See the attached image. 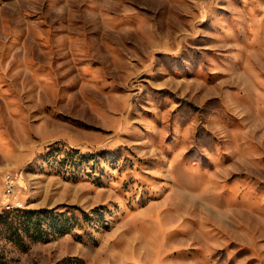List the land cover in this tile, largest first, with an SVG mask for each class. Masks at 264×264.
Returning <instances> with one entry per match:
<instances>
[{
  "label": "rangeland",
  "instance_id": "rangeland-1",
  "mask_svg": "<svg viewBox=\"0 0 264 264\" xmlns=\"http://www.w3.org/2000/svg\"><path fill=\"white\" fill-rule=\"evenodd\" d=\"M0 264H264V0H0Z\"/></svg>",
  "mask_w": 264,
  "mask_h": 264
},
{
  "label": "trees",
  "instance_id": "trees-1",
  "mask_svg": "<svg viewBox=\"0 0 264 264\" xmlns=\"http://www.w3.org/2000/svg\"><path fill=\"white\" fill-rule=\"evenodd\" d=\"M19 209H13L11 212H16ZM63 211L53 212V210H40L37 212H27L7 222L11 230L6 236L8 240L17 246L24 245L26 239L30 241H46L55 232L63 234L68 232V227L65 225L67 218H62ZM41 220L47 222V227L42 228Z\"/></svg>",
  "mask_w": 264,
  "mask_h": 264
},
{
  "label": "built area",
  "instance_id": "built-area-1",
  "mask_svg": "<svg viewBox=\"0 0 264 264\" xmlns=\"http://www.w3.org/2000/svg\"><path fill=\"white\" fill-rule=\"evenodd\" d=\"M2 189L6 197L4 203L6 210L20 209L23 207L18 186L16 185L14 177L8 172L2 175Z\"/></svg>",
  "mask_w": 264,
  "mask_h": 264
}]
</instances>
